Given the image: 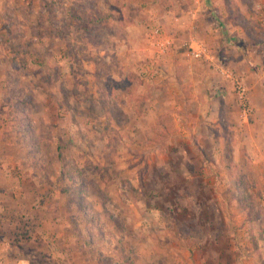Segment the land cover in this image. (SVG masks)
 Here are the masks:
<instances>
[{
	"label": "rangeland",
	"instance_id": "rangeland-1",
	"mask_svg": "<svg viewBox=\"0 0 264 264\" xmlns=\"http://www.w3.org/2000/svg\"><path fill=\"white\" fill-rule=\"evenodd\" d=\"M263 105L264 0H0V264H264Z\"/></svg>",
	"mask_w": 264,
	"mask_h": 264
},
{
	"label": "crops",
	"instance_id": "crops-1",
	"mask_svg": "<svg viewBox=\"0 0 264 264\" xmlns=\"http://www.w3.org/2000/svg\"><path fill=\"white\" fill-rule=\"evenodd\" d=\"M246 59H248L249 60V56L246 58ZM256 115H258L259 113H261V114H263L264 115V105H263V107L261 108V109H256ZM263 127H264V119H263V121H262V124H261ZM258 140L260 139V137H258L257 138Z\"/></svg>",
	"mask_w": 264,
	"mask_h": 264
},
{
	"label": "built area",
	"instance_id": "built-area-1",
	"mask_svg": "<svg viewBox=\"0 0 264 264\" xmlns=\"http://www.w3.org/2000/svg\"><path fill=\"white\" fill-rule=\"evenodd\" d=\"M167 43L171 44V41L169 40V41H167ZM193 54H194L195 58H201V56H202V52L201 51H197V50H194Z\"/></svg>",
	"mask_w": 264,
	"mask_h": 264
},
{
	"label": "trees",
	"instance_id": "trees-1",
	"mask_svg": "<svg viewBox=\"0 0 264 264\" xmlns=\"http://www.w3.org/2000/svg\"><path fill=\"white\" fill-rule=\"evenodd\" d=\"M42 28H43V27H40V26L37 27L38 30H40V29H42ZM13 41H14V39H13Z\"/></svg>",
	"mask_w": 264,
	"mask_h": 264
}]
</instances>
